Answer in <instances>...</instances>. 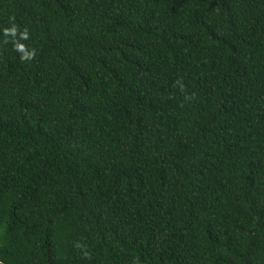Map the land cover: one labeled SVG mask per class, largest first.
Masks as SVG:
<instances>
[{
  "label": "trees",
  "instance_id": "trees-1",
  "mask_svg": "<svg viewBox=\"0 0 264 264\" xmlns=\"http://www.w3.org/2000/svg\"><path fill=\"white\" fill-rule=\"evenodd\" d=\"M0 264H264V0H0Z\"/></svg>",
  "mask_w": 264,
  "mask_h": 264
},
{
  "label": "clouds",
  "instance_id": "clouds-1",
  "mask_svg": "<svg viewBox=\"0 0 264 264\" xmlns=\"http://www.w3.org/2000/svg\"><path fill=\"white\" fill-rule=\"evenodd\" d=\"M5 31H14V28L13 29H5Z\"/></svg>",
  "mask_w": 264,
  "mask_h": 264
}]
</instances>
